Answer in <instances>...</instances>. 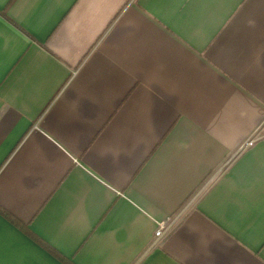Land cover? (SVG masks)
<instances>
[{
  "label": "crops",
  "instance_id": "obj_1",
  "mask_svg": "<svg viewBox=\"0 0 264 264\" xmlns=\"http://www.w3.org/2000/svg\"><path fill=\"white\" fill-rule=\"evenodd\" d=\"M263 130L264 0H0V264H264Z\"/></svg>",
  "mask_w": 264,
  "mask_h": 264
},
{
  "label": "trees",
  "instance_id": "obj_2",
  "mask_svg": "<svg viewBox=\"0 0 264 264\" xmlns=\"http://www.w3.org/2000/svg\"><path fill=\"white\" fill-rule=\"evenodd\" d=\"M15 225L23 229L30 237H32L34 240H36L38 243H40L42 246H44L48 251H50L54 256H56L58 259H60L65 264H73L70 260L62 257L58 252L53 250L51 247L46 245L43 241H41L37 236H35L31 231H29L23 224H21L19 221H17L14 217L10 215H6Z\"/></svg>",
  "mask_w": 264,
  "mask_h": 264
},
{
  "label": "built area",
  "instance_id": "obj_3",
  "mask_svg": "<svg viewBox=\"0 0 264 264\" xmlns=\"http://www.w3.org/2000/svg\"><path fill=\"white\" fill-rule=\"evenodd\" d=\"M258 135H259V130L252 137H250L249 139H247L245 141V143L243 144V146H246V145L251 144L254 141V139H256L258 137ZM167 228H168L167 225L160 224L159 227L156 229V231L154 233L155 237L162 236L165 233V231L167 230Z\"/></svg>",
  "mask_w": 264,
  "mask_h": 264
},
{
  "label": "rangeland",
  "instance_id": "obj_4",
  "mask_svg": "<svg viewBox=\"0 0 264 264\" xmlns=\"http://www.w3.org/2000/svg\"><path fill=\"white\" fill-rule=\"evenodd\" d=\"M263 132H264V130H263Z\"/></svg>",
  "mask_w": 264,
  "mask_h": 264
}]
</instances>
